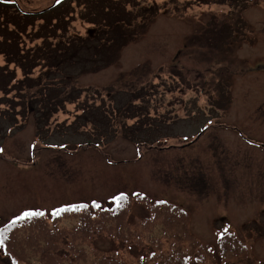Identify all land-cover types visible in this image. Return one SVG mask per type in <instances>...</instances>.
Instances as JSON below:
<instances>
[{
  "label": "rangeland",
  "instance_id": "obj_1",
  "mask_svg": "<svg viewBox=\"0 0 264 264\" xmlns=\"http://www.w3.org/2000/svg\"><path fill=\"white\" fill-rule=\"evenodd\" d=\"M0 2V264H264V0Z\"/></svg>",
  "mask_w": 264,
  "mask_h": 264
},
{
  "label": "trees",
  "instance_id": "obj_2",
  "mask_svg": "<svg viewBox=\"0 0 264 264\" xmlns=\"http://www.w3.org/2000/svg\"><path fill=\"white\" fill-rule=\"evenodd\" d=\"M0 3H2V2H0ZM4 6H6V7H9V8H6V11H5V13H3V15L5 16V17H7V15H8V13H9V10L10 9H12L14 12H17L16 11V9H15V7H12V5L11 4H9V3H2ZM105 14H107L106 12H104ZM31 15H33V14H30L29 15V17L31 16ZM35 15H38V14H35ZM24 18H26L27 20H31V18H28L27 16H23ZM124 21H121V20H118V23H123ZM117 23V24H118ZM116 24V25H117ZM18 25V24H17ZM34 25V24H33ZM19 26V25H18ZM108 29H110L112 32H115V31H117V29H116V27L115 26H108ZM108 32L110 33V31L108 30ZM25 33V32H24ZM27 34V33H26ZM116 34V33H115ZM203 35H204V33H203ZM211 35H213V40H214V43L216 44V42H217V37H218V35H219V32H217V33H210L209 34V36H208V40L210 39V36ZM113 39V38H112ZM117 43V42H116ZM117 45H119V44H117ZM66 52V51H65ZM67 53H69V50L67 51ZM13 54V53H12ZM0 56H4L6 59L7 58H9L8 57V54H6L5 52H3V51H0ZM14 57H16V56H14ZM70 59V58H69ZM68 59V60H69ZM43 61V60H42ZM8 63H9V61H7ZM10 64V63H9ZM42 66H44V64H40V63H37V64H31L30 62H27V63H24V64H22V67H20V66H17L18 68H21V69H23L24 67H27V68H29L30 69V71H25V73H26V75L28 76V75H30V73L29 72H34L36 69H38V68H40V67H42ZM6 69L5 68H3V67H1L0 66V77L1 76H7V74L8 73H3L4 71H5ZM16 78V77H15ZM1 84V83H0ZM4 84V83H3ZM3 89H5L6 88V84H4V86L2 87ZM0 93H2V94H4L3 93V90H1L0 89ZM79 99V97L77 98V100ZM0 106H1V103H0ZM59 112H61V110H59L58 111V113ZM16 125H17V123H15ZM87 209V208H86ZM96 211H97V209H96ZM107 214H110V216L109 217H111V218H114V219H117L116 217H118V219H120L119 218V216H117L116 214H112V211H109V212H106ZM96 215V214H95ZM96 217V216H95ZM84 218H85V220H84V222L82 221L81 222V224H84V225H86V227L87 226H90L91 225V223L92 222H94V223H97V225H96V228H91L90 227V232L92 233V232H97V233H100V232H112L111 230H109V229H107V228H105V226H106V224L103 222L102 223V221L100 220V218H96V219H92L91 218V215L89 214V216H84ZM3 234L4 233H2V234H0V242H1V245H2V247H3V249H4V251H6L5 250V237L6 236H3ZM85 248H88V249H86L87 251H86V253H85V255H76V259H70V264H78L77 263V261L79 260L80 261V263L79 264H113V258L112 257H105V255H112V254H107L108 252H104V251H102V250H100V249H98L97 247H95L94 245H93V243L92 244H89V245H85V247L81 250V251H83ZM89 249H91V251H93V252H91V251H88ZM13 256V255H12ZM115 264H117V262L115 263Z\"/></svg>",
  "mask_w": 264,
  "mask_h": 264
},
{
  "label": "bare ground",
  "instance_id": "obj_3",
  "mask_svg": "<svg viewBox=\"0 0 264 264\" xmlns=\"http://www.w3.org/2000/svg\"><path fill=\"white\" fill-rule=\"evenodd\" d=\"M207 6L210 7V8H212L213 7V4L211 3V4H208ZM24 249H27V248H24ZM24 249H20L19 251H23Z\"/></svg>",
  "mask_w": 264,
  "mask_h": 264
}]
</instances>
